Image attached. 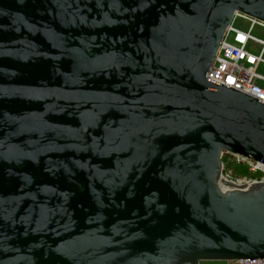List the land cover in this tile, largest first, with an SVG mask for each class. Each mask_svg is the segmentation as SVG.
Instances as JSON below:
<instances>
[{"label": "water", "instance_id": "95a60500", "mask_svg": "<svg viewBox=\"0 0 264 264\" xmlns=\"http://www.w3.org/2000/svg\"><path fill=\"white\" fill-rule=\"evenodd\" d=\"M264 0H0V264L264 258V102L208 78ZM223 176V177H222Z\"/></svg>", "mask_w": 264, "mask_h": 264}, {"label": "built area", "instance_id": "2783aa9c", "mask_svg": "<svg viewBox=\"0 0 264 264\" xmlns=\"http://www.w3.org/2000/svg\"><path fill=\"white\" fill-rule=\"evenodd\" d=\"M239 18L250 23L249 30L235 26V21ZM257 26L264 29V21L237 13L221 41L208 78L264 102V76L258 73L259 66L264 64V40L253 35ZM250 43L262 46L260 54L249 50ZM222 160L223 176L240 166L247 174L264 177V163L261 161H252L230 152L224 153ZM226 264H264V258H244Z\"/></svg>", "mask_w": 264, "mask_h": 264}, {"label": "rangeland", "instance_id": "374dc122", "mask_svg": "<svg viewBox=\"0 0 264 264\" xmlns=\"http://www.w3.org/2000/svg\"><path fill=\"white\" fill-rule=\"evenodd\" d=\"M235 26L242 30L247 31L250 28V23L239 18L235 21ZM253 35L264 40V29L260 26L255 27V29L253 30ZM261 49H262L261 45L255 43H250L249 45V50L254 54H260ZM258 73L264 76V64H261L259 66ZM201 264H226V262H202Z\"/></svg>", "mask_w": 264, "mask_h": 264}, {"label": "trees", "instance_id": "16d2710c", "mask_svg": "<svg viewBox=\"0 0 264 264\" xmlns=\"http://www.w3.org/2000/svg\"><path fill=\"white\" fill-rule=\"evenodd\" d=\"M235 171H236L237 174L245 173V169H243V168L240 167V166H236V167H235Z\"/></svg>", "mask_w": 264, "mask_h": 264}]
</instances>
